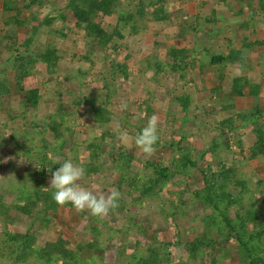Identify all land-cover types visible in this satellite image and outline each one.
I'll return each instance as SVG.
<instances>
[{"label": "rangeland", "instance_id": "obj_1", "mask_svg": "<svg viewBox=\"0 0 264 264\" xmlns=\"http://www.w3.org/2000/svg\"><path fill=\"white\" fill-rule=\"evenodd\" d=\"M117 1L94 15L120 31L102 48L68 0H0V264H68L44 258L60 241L79 252L73 264H264V155L251 154L264 131V0ZM231 51L244 66L213 63ZM225 112L235 129L218 123ZM153 114L159 143L146 155L135 136ZM57 159L82 165L95 193L118 190L119 206L94 217L57 204L47 169ZM147 161L167 168L163 186L148 184ZM204 171L228 176L232 228L204 198ZM25 234L32 252L17 259L12 237Z\"/></svg>", "mask_w": 264, "mask_h": 264}, {"label": "trees", "instance_id": "obj_2", "mask_svg": "<svg viewBox=\"0 0 264 264\" xmlns=\"http://www.w3.org/2000/svg\"><path fill=\"white\" fill-rule=\"evenodd\" d=\"M116 2H118L117 0H68V4L67 7L69 9L72 10L73 15L77 18V20L79 22L85 23L89 29L92 31V36H87L86 40L89 44H92L93 42H91V40H97L98 45H100V47L104 48L106 47L110 41L112 40V38L116 35V34H120V31L118 30V25L113 27V31H108L107 29H104L102 27H100L99 25H97L94 22V15L97 14H107L110 12L111 7L113 4H115ZM264 7V4H263ZM126 18V23H129V16L125 17ZM124 18V19H125ZM53 18L52 17H46V21L45 22H50L52 21ZM133 27V25H132ZM135 28V26H134ZM35 31L38 29L37 27L33 28ZM137 31V28H136ZM32 41V37H27L25 39V42L23 44L24 47H26V49L28 48V46L30 45ZM56 50L54 49H49L48 53H46L45 55H43V58L46 60V62H48V64L51 66H53L57 60L55 55ZM238 53H236L235 51H231L230 55H228L227 57H224L223 55H218V56H214L212 61L213 63L217 62H223L226 59L227 60H236L237 63L236 66H244L245 65V61L243 59H240L239 56L237 55ZM124 69L125 66H123ZM126 76V74H125ZM248 78H246V81L244 83V85H249L250 88H252L253 86L250 84V82L247 80ZM252 93V92H251ZM35 95H37V91H30L28 98H32ZM86 102L90 101V98L86 97L84 99ZM95 100V99H94ZM179 100L182 105H183V109L188 110L189 108V104L192 101V95L190 94H184V95H179L176 97V101ZM98 100L95 101H91L92 104L96 105L98 102ZM176 101L174 103V106H176ZM178 102V101H177ZM225 111H229V110H233L229 105L225 106ZM148 109H151V107L149 106ZM226 113V112H225ZM229 113V112H228ZM241 116L243 117L242 119H244L245 113H242ZM233 117L229 116V114L226 113V116L223 119H218V123L220 124V126L224 129L225 126H228V129L233 130L236 128V125H233L232 119ZM259 126H261L260 124H258L257 129L259 130V138L256 141V143L253 145V147L251 148V154L252 157L256 158V156H258L259 154L264 155V131L261 130V128H259ZM54 130H56V127H53ZM141 129V128H140ZM240 142H242L240 140ZM159 143V140L157 142V144ZM227 146L229 147V144H227ZM183 156H186L185 154H183ZM132 157V159L134 158V156H130ZM135 160H137L135 158ZM146 165L148 167H152L154 169L155 172V176H151L150 180L148 181L149 185H156V183H161L164 180H168L169 179V175L167 173V168L166 167H159V164H157L155 161H147ZM225 167V165H224ZM229 170V169H227ZM216 176L215 178L212 177ZM211 176H206V173L204 171V178L206 180V187L204 188V193H205V200L208 201L209 203L213 204L214 207L216 208V210H219L223 213L224 218L227 222H229V226L232 228L234 225L230 222V218L229 216L225 213V210H227L226 208H228V205L233 202L232 200V193H230L228 190L226 191L224 189L225 185H226V179H228L225 174V171H223V173L221 174H216L212 173ZM211 177V178H210ZM243 185L246 184L245 179L242 180L241 182ZM163 186V184H162ZM219 189V191H218ZM220 193L223 194L222 196H220ZM226 199L227 201V205H225L224 207H221L220 205V200ZM224 208V210H223ZM27 213H30V209H27ZM94 227V230L96 231V227ZM19 235H15L12 238L16 241V244L20 243V249H19V257L17 259L22 258L23 253H31L32 252V247H33V241L30 240V237L25 234L24 236L18 237ZM242 239V238H241ZM248 240H244L242 239V244L243 246L246 248L247 251H250L251 249L248 247L247 244ZM201 244H205L204 239L202 240H198L197 242H191L189 243V246H191V248L193 249V251H196L197 246H201ZM50 247V253L48 255H45L44 258L48 257V258H57V256L59 255H65V257L68 259V264H73L74 262H77L78 260V256L77 254H79V252L75 253V251H72L70 249H68V247H66V243H64V241H60L59 243H51L49 245ZM84 249H86L88 252L92 251V249L86 248L85 246H83ZM82 248V250H84ZM44 255V254H43ZM251 255V254H250ZM263 257H259L256 255V257L252 256V259L248 262V264H258L260 260H262Z\"/></svg>", "mask_w": 264, "mask_h": 264}, {"label": "clouds", "instance_id": "obj_3", "mask_svg": "<svg viewBox=\"0 0 264 264\" xmlns=\"http://www.w3.org/2000/svg\"><path fill=\"white\" fill-rule=\"evenodd\" d=\"M121 136L126 137L127 132L122 131ZM158 140V116L153 114L136 134L135 144L143 153L151 155ZM54 164L60 166L55 170L47 168L51 173L48 187L52 189V197L57 204H71L77 211H87L94 217L107 216L119 206L121 194L118 190L104 195L84 186L82 181L86 176V169L82 165L73 163L71 159H57Z\"/></svg>", "mask_w": 264, "mask_h": 264}]
</instances>
